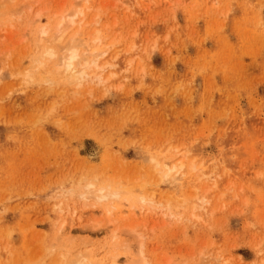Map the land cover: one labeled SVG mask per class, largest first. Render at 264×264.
<instances>
[{
	"label": "rangeland",
	"instance_id": "1",
	"mask_svg": "<svg viewBox=\"0 0 264 264\" xmlns=\"http://www.w3.org/2000/svg\"><path fill=\"white\" fill-rule=\"evenodd\" d=\"M56 1L0 9V264H264V0H90L114 44L81 85L40 58Z\"/></svg>",
	"mask_w": 264,
	"mask_h": 264
},
{
	"label": "bare ground",
	"instance_id": "2",
	"mask_svg": "<svg viewBox=\"0 0 264 264\" xmlns=\"http://www.w3.org/2000/svg\"><path fill=\"white\" fill-rule=\"evenodd\" d=\"M30 2L28 4H30ZM80 2L81 1H72L68 5L67 1L65 0H57L54 3L53 8H49V7L41 8L37 10L34 13L33 17L31 18V20H33L32 21L33 23L36 21L39 23V25L42 24L40 21L43 20V17H44L43 15L46 16L45 18L53 22L52 24H49L50 22L47 21L48 23L46 24H49V26L46 27L45 26L46 24L44 23V25L42 24L40 27H38V30L40 29V31H38L39 38L37 36L38 38L37 40L46 38L45 41L47 43L45 46H43L44 50L42 54L40 55V58L42 57L46 59L47 60L46 64L48 63V61L52 60L54 62L53 69L55 68L56 70L63 71L66 75H68V77L72 81H74V83H76V85H81L82 83H84V81L86 82V81H89V80L91 81L94 79H98L102 81L107 79V77L104 76V73H102V71H99L98 73L94 74L92 69L96 68V69L101 70L107 66L108 62L99 63L98 61H99V58L104 56L108 52L109 48H111V46H113L114 44V42L111 41V43L105 46H102L100 48H96V49L91 48L90 44L92 42H97V41L99 42L101 37L98 33L99 32L98 29L95 30L93 33H90V34L88 33L86 35L87 37H84L86 29L88 28V26H90V23L93 22L94 24L95 20L90 21L88 18V11L92 8L90 5V0H84L83 3H80ZM4 3L5 2L3 0V4ZM3 4H1L2 7L0 9L3 8ZM17 8H12L13 10L11 9V11L12 12L18 11L20 7L18 9ZM70 30H73L72 33H69ZM35 59L36 61L39 62V64L37 65H40V62L41 63L43 62V60L39 61L37 57ZM46 77L47 76L45 75V78ZM50 79H48V81H52V78ZM53 81L51 83H53ZM183 163H184L183 161H180L171 167L166 166L168 169H165V170L161 169V172H163L162 176L164 178H169L171 175L173 176L174 170H177L178 167L183 169L184 167ZM84 188L86 190L82 192L81 196L84 197L85 201L90 200V198L93 196L94 197L93 200H95L96 198L95 200L96 202H97V199L98 201H101V200L105 201L111 198H117L120 196V193L124 191L122 190L123 188H121V186L118 188L110 184L97 185V183L93 181L88 182ZM141 200L145 201L143 200V198ZM96 202L94 203L89 202V204L92 206ZM129 206L133 207V205H129ZM108 210L110 211L109 207H108ZM81 214L80 215L83 217L84 213H81ZM129 226L130 228L123 230V232L127 234H131L133 236L135 235L136 237H138V234L134 233L135 226H131V225ZM70 232H71L70 229L61 227L60 234L62 236H66ZM140 249H141V254L144 253L142 249V245L140 246ZM120 256L121 255L119 253L111 252L110 254H108L107 258H98V257L92 258V254H87V250L86 251L78 250L75 254H72L65 261L60 262V264H121V261L123 262L124 260H122V258L120 259L119 258ZM125 256L126 258H128L129 256L132 257V254L126 253ZM220 258L221 257H219V259L216 258L217 264L218 263L220 264L228 263L227 262L229 260L228 258H227L228 260H223V261H220ZM208 261L209 260H207L206 264L209 263ZM128 262H129L128 264H135L134 259L128 260ZM54 264H57V263H54ZM141 264H148V263L143 262Z\"/></svg>",
	"mask_w": 264,
	"mask_h": 264
}]
</instances>
